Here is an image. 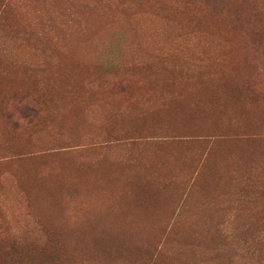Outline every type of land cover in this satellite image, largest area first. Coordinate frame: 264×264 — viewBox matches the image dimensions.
I'll list each match as a JSON object with an SVG mask.
<instances>
[{
    "label": "rangeland",
    "instance_id": "rangeland-1",
    "mask_svg": "<svg viewBox=\"0 0 264 264\" xmlns=\"http://www.w3.org/2000/svg\"><path fill=\"white\" fill-rule=\"evenodd\" d=\"M0 264H264V0H0Z\"/></svg>",
    "mask_w": 264,
    "mask_h": 264
},
{
    "label": "trees",
    "instance_id": "trees-1",
    "mask_svg": "<svg viewBox=\"0 0 264 264\" xmlns=\"http://www.w3.org/2000/svg\"><path fill=\"white\" fill-rule=\"evenodd\" d=\"M130 234V233H129ZM119 238L120 240H122V236H121V234H119V235H116L115 234V232H107V233H105V234H103V235H99V233L97 232L96 234L95 233H93L92 235H91V239H92V242L94 243V245H96L97 243H98V241L101 239V241H102V244H104V242L107 240V239H109V238ZM127 237V236H126ZM126 237H125V239H126ZM124 239V240H125Z\"/></svg>",
    "mask_w": 264,
    "mask_h": 264
}]
</instances>
